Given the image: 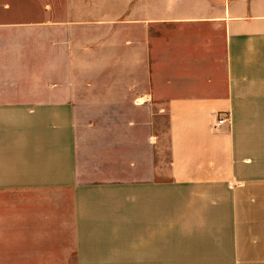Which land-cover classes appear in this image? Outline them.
Segmentation results:
<instances>
[{"label": "crops", "instance_id": "0c3cea01", "mask_svg": "<svg viewBox=\"0 0 264 264\" xmlns=\"http://www.w3.org/2000/svg\"><path fill=\"white\" fill-rule=\"evenodd\" d=\"M0 264H264V0H0Z\"/></svg>", "mask_w": 264, "mask_h": 264}, {"label": "built area", "instance_id": "2783aa9c", "mask_svg": "<svg viewBox=\"0 0 264 264\" xmlns=\"http://www.w3.org/2000/svg\"><path fill=\"white\" fill-rule=\"evenodd\" d=\"M225 120V116L224 117H221L219 120H218V123L221 124V122H223Z\"/></svg>", "mask_w": 264, "mask_h": 264}]
</instances>
